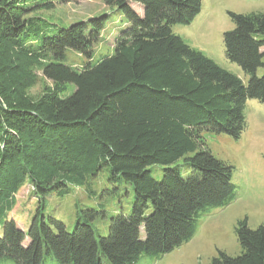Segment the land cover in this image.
<instances>
[{"label": "trees", "instance_id": "1", "mask_svg": "<svg viewBox=\"0 0 264 264\" xmlns=\"http://www.w3.org/2000/svg\"><path fill=\"white\" fill-rule=\"evenodd\" d=\"M102 1L126 26L111 53L95 58L107 14L50 27L29 15L52 9L51 0H0V264L158 260L192 239L201 216L237 197L233 167L203 136L238 139L247 100L264 105V72L256 74L264 69V13H228L234 27L223 34L225 57L243 83L173 33L194 20L201 0ZM69 53L83 57L80 68L66 63ZM41 60L53 90L33 99L31 66ZM65 86L73 91L61 97ZM152 166L161 167L160 178ZM103 167L108 184L133 192L128 213L110 215L105 235L92 227L94 208L76 210L71 231L45 215L44 199L70 187L95 197ZM26 184L36 204L22 230L8 214ZM234 233L240 254L218 251L210 264H264V226L250 229L244 219Z\"/></svg>", "mask_w": 264, "mask_h": 264}, {"label": "rangeland", "instance_id": "2", "mask_svg": "<svg viewBox=\"0 0 264 264\" xmlns=\"http://www.w3.org/2000/svg\"><path fill=\"white\" fill-rule=\"evenodd\" d=\"M51 2L52 9L41 8L29 15V18H37L48 23L50 27H68L107 14L109 19L100 42L94 48V57L111 53L115 37L126 26L117 12L106 7L102 0ZM131 7L142 15V10L137 5L131 4ZM252 12L264 13V0H201L200 12L194 20L189 25L173 26L172 31L187 45L246 83L247 77L242 70L225 57L223 34L234 27L228 13ZM68 57L66 63L75 68H80L84 62L83 57L76 54L69 53ZM42 63L44 60L31 66L35 80L28 87L27 94L33 99L53 90L52 82L42 74ZM263 72L264 69L259 68L256 74L261 76ZM72 91L73 86H65L61 97H67ZM244 114L246 127L238 139L225 134L205 133L203 136L204 144L212 155L233 167L232 182L237 190L236 199L224 208L209 210L201 216L195 224V232L189 242L158 260L152 261L142 256L139 264H210L218 251L235 257L240 254L234 233L237 222L246 219L250 229L264 226V105L256 100H247ZM178 164L180 165L181 161ZM150 170L153 177L160 178L161 167L152 166ZM107 175L108 170L103 167L92 184L96 194L93 198H88L83 188L76 187H70L68 193L63 196H47L44 199L45 215L63 222L66 229L71 231L76 221V210L91 207L98 212L91 223L92 227L97 236L105 235L110 215L128 213L133 199L130 185L117 183L112 186L107 182ZM16 198V207L8 217L17 221L20 229L26 230L36 204L29 184L22 187ZM24 244L27 245L28 241ZM1 264L14 263L5 261Z\"/></svg>", "mask_w": 264, "mask_h": 264}]
</instances>
